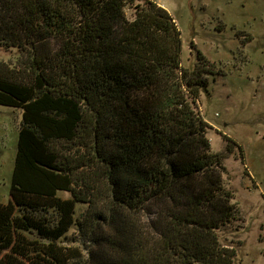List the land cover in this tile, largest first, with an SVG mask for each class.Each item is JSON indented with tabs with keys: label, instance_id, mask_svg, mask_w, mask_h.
<instances>
[{
	"label": "trees",
	"instance_id": "1",
	"mask_svg": "<svg viewBox=\"0 0 264 264\" xmlns=\"http://www.w3.org/2000/svg\"><path fill=\"white\" fill-rule=\"evenodd\" d=\"M0 45L20 52L0 104L22 110L0 264H234L242 216L197 105L215 64L182 65L168 9L0 0Z\"/></svg>",
	"mask_w": 264,
	"mask_h": 264
},
{
	"label": "rangeland",
	"instance_id": "2",
	"mask_svg": "<svg viewBox=\"0 0 264 264\" xmlns=\"http://www.w3.org/2000/svg\"><path fill=\"white\" fill-rule=\"evenodd\" d=\"M154 1L178 22L182 65L194 67L198 50L215 64L209 92L201 93L197 105L209 123L212 151L226 153L225 182L242 216L243 228L224 238L241 241L234 264H264V0ZM127 14L132 18L133 9ZM19 55L17 48L0 45V60ZM21 118V109L0 104L1 203L9 201ZM75 235L73 228L65 244L83 247Z\"/></svg>",
	"mask_w": 264,
	"mask_h": 264
}]
</instances>
